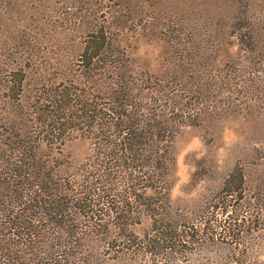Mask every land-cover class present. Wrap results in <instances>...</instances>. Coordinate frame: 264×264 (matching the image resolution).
Listing matches in <instances>:
<instances>
[{"label": "rangeland", "instance_id": "obj_1", "mask_svg": "<svg viewBox=\"0 0 264 264\" xmlns=\"http://www.w3.org/2000/svg\"><path fill=\"white\" fill-rule=\"evenodd\" d=\"M88 47L98 54L90 65L80 60ZM116 88L131 115L160 122L151 146L164 175L144 191L174 220L197 221L234 169L244 197L264 188V0H0V153L23 134L66 186L85 170L109 171L114 160L92 130L72 122L52 136L35 117L53 91L80 90L101 106ZM147 219L127 223L142 233ZM258 224L242 238L262 246L252 256L263 262ZM222 247L190 248L177 264L224 262Z\"/></svg>", "mask_w": 264, "mask_h": 264}, {"label": "trees", "instance_id": "obj_2", "mask_svg": "<svg viewBox=\"0 0 264 264\" xmlns=\"http://www.w3.org/2000/svg\"><path fill=\"white\" fill-rule=\"evenodd\" d=\"M99 37L94 36L95 41ZM97 55L88 47L80 60L90 65ZM119 88L108 92L101 106L84 101L80 90L50 91L35 117L38 125L49 126L44 131L52 136L72 122L92 130L101 145L99 153L114 160L109 171L85 170L82 179L73 181L75 174L66 186L65 171L47 168L37 156L39 148L23 134V140L14 138L13 145L2 150L0 264H177L210 242L229 252L218 264H264L252 256L262 246L242 238L263 229L258 223L264 225V188L244 197L243 173L234 169L197 221L174 220L161 209L163 202L144 191L164 175L158 160L162 156L151 146L158 140L160 122L131 115ZM119 168L128 172L115 174ZM114 180H122L123 187L117 188ZM160 189L168 201L169 187ZM140 213L148 218L142 233L127 223ZM217 213L226 217L220 219ZM219 237L226 242H218Z\"/></svg>", "mask_w": 264, "mask_h": 264}]
</instances>
